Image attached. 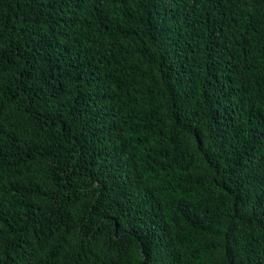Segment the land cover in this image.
Segmentation results:
<instances>
[{
    "label": "trees",
    "instance_id": "trees-1",
    "mask_svg": "<svg viewBox=\"0 0 264 264\" xmlns=\"http://www.w3.org/2000/svg\"><path fill=\"white\" fill-rule=\"evenodd\" d=\"M0 264H264V0H0Z\"/></svg>",
    "mask_w": 264,
    "mask_h": 264
}]
</instances>
